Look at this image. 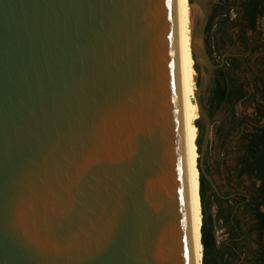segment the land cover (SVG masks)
Masks as SVG:
<instances>
[{"label": "water", "instance_id": "95a60500", "mask_svg": "<svg viewBox=\"0 0 264 264\" xmlns=\"http://www.w3.org/2000/svg\"><path fill=\"white\" fill-rule=\"evenodd\" d=\"M209 1L198 170L227 200L204 164ZM0 264H195L176 0H0Z\"/></svg>", "mask_w": 264, "mask_h": 264}, {"label": "trees", "instance_id": "16d2710c", "mask_svg": "<svg viewBox=\"0 0 264 264\" xmlns=\"http://www.w3.org/2000/svg\"><path fill=\"white\" fill-rule=\"evenodd\" d=\"M233 14H235L234 18ZM263 19L264 0H217L213 5L207 28V52L216 66H219L223 59L224 64L214 71L212 83L205 93L207 100L204 106L212 123H214L215 112L225 108L230 112V127L224 139L232 138V141H238V145L246 148L248 152V156L240 158L238 165L234 168L240 169L241 172H234V174L243 180V185L246 183L244 180L246 177L251 183V188L248 187L245 192L253 193L251 190L253 189L252 198L259 202L251 216L239 210L237 212L232 198L225 200L218 196L210 182L201 175L203 264H264V71L262 76H257L253 80L255 95H261V101L256 103L255 114L251 119H240L236 108L249 100L247 87L249 88L251 84L242 83L238 74L241 68L252 71L251 68H247L250 66L251 57L220 54V50L228 43L235 45L230 34L234 28L240 29L239 41L244 54L264 53L262 51L264 45L257 40L258 36H262L259 29ZM249 32L252 33L251 37L248 36ZM217 56L223 59L217 61ZM200 123L199 120L197 122L199 152H201L206 131L205 124L200 126ZM218 123L220 130L217 134L220 136L224 124ZM204 164L206 171L210 174L207 163L204 162ZM258 181H261L262 185L257 189ZM220 192L223 197L233 195V192L227 194L222 193L221 190ZM245 198L246 196L241 198L244 204ZM218 226L222 227L228 235V239L223 243H220L217 237ZM252 242L258 247V252L254 254L251 253L252 249L249 246Z\"/></svg>", "mask_w": 264, "mask_h": 264}, {"label": "bare ground", "instance_id": "6f19581e", "mask_svg": "<svg viewBox=\"0 0 264 264\" xmlns=\"http://www.w3.org/2000/svg\"><path fill=\"white\" fill-rule=\"evenodd\" d=\"M179 66L182 104L183 141L187 183L188 212L191 231V246L195 264H203L202 244L203 213L201 202V179L198 170L197 140L200 119L196 103L198 75L192 54L193 19L195 8L190 0H176Z\"/></svg>", "mask_w": 264, "mask_h": 264}, {"label": "rangeland", "instance_id": "374dc122", "mask_svg": "<svg viewBox=\"0 0 264 264\" xmlns=\"http://www.w3.org/2000/svg\"><path fill=\"white\" fill-rule=\"evenodd\" d=\"M216 2L217 0L209 1V4L211 5V8H210L211 15H212V10H213V5ZM234 17H235V14H233V18ZM259 31L262 33V36H258L257 40L260 42V44L264 45V19L260 23ZM230 34L235 42V45H231L228 43L222 50H220V54H225V53L227 55L238 54L239 57H243V58L251 57L250 66H247V68L248 69L251 68L252 71L249 72L248 70L241 68V71L238 74V78L240 79L242 83L248 82L249 84H251L249 88L247 87V91L250 95V98L248 101H246L243 104L238 105L236 108L238 118L251 119L253 118L255 114V111L257 108V104H256L257 101H261V95L260 94L255 95L256 92L254 90L253 80L257 76H262V72L264 71V53L256 52L253 55L251 52H247L244 54V50L239 41L240 29L234 28L233 30L230 31ZM248 36L251 37L252 33L249 32ZM218 38H220V36ZM262 51H264V49H262ZM216 58H217V61H220L221 59H223L219 56H217ZM196 70L198 71L197 72V75H198L197 86H198L200 78H201V70L197 66V64H196ZM206 100H207V97L204 95L203 96L204 104H206ZM199 120L201 122L200 126L205 124V122L201 118ZM230 121H231V114L230 112H228L227 108L219 112H215L211 143H210L209 150L206 154V157L204 159V162L207 163V167L209 169L211 177L213 178L218 188L224 194L232 192V190L237 184V180H236L237 177L234 174L235 172L234 159L237 154L236 149L238 147V141H232V138L224 139L227 129L230 127ZM218 122H221L224 124V128L220 136H218L217 134V132H219L220 130L219 128L220 124ZM214 213H215V210H214ZM217 237L220 243H223L228 239V235L226 234L225 230L220 226L217 227ZM249 246L252 249L251 251L252 254L258 252V247L256 244L252 242L249 244Z\"/></svg>", "mask_w": 264, "mask_h": 264}, {"label": "flooded vegetation", "instance_id": "af4514ba", "mask_svg": "<svg viewBox=\"0 0 264 264\" xmlns=\"http://www.w3.org/2000/svg\"><path fill=\"white\" fill-rule=\"evenodd\" d=\"M236 153L237 154H236L235 159H234L235 166L238 165V161H239L240 158H243V157L248 156L247 149L244 148V147H240L239 145H238V147L236 149ZM235 172H241V171H240V169H238V170H235ZM236 180H237V184L234 187V189L232 190L233 195L231 197L232 200H233L232 201L233 202V205L236 208L235 211L238 212V210H239L242 213H245L246 215L251 216L254 207L256 206V204L259 201L254 200L252 198V196L254 195V190L253 189H251L253 191V193L247 194L245 192V190L247 191V188L248 187L251 188V183L246 179V177H244V180L246 182L244 185H243V180L241 178L237 177ZM261 185H262L261 181H258L257 182V185H256V188L258 189V186L260 187ZM242 196H246V198H245L246 199L245 200L246 203L245 204H244V202L241 199Z\"/></svg>", "mask_w": 264, "mask_h": 264}]
</instances>
